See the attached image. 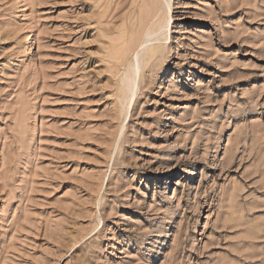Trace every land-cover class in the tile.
Masks as SVG:
<instances>
[{"label": "rangeland", "instance_id": "374dc122", "mask_svg": "<svg viewBox=\"0 0 264 264\" xmlns=\"http://www.w3.org/2000/svg\"><path fill=\"white\" fill-rule=\"evenodd\" d=\"M0 264H264V0H0Z\"/></svg>", "mask_w": 264, "mask_h": 264}, {"label": "bare ground", "instance_id": "6f19581e", "mask_svg": "<svg viewBox=\"0 0 264 264\" xmlns=\"http://www.w3.org/2000/svg\"><path fill=\"white\" fill-rule=\"evenodd\" d=\"M167 6V5H166ZM149 13H151V11L149 12ZM155 15V13H151V15H150V17H152V16H154ZM164 18V17H163ZM144 19V18H143ZM167 19H165V21H166ZM165 26V22H157L155 25H153L152 26V28H151V30H150V33H149V35L151 36V35H153L154 33H156V34H159V33H157V31H159V30H161L163 27ZM144 30V29H143ZM163 32V31H162ZM137 33H135V35H136ZM145 34V33H144ZM155 34V35H156ZM147 35V34H146ZM137 36V35H136ZM141 36V35H140ZM164 36V35H163ZM147 37V36H146ZM136 38V37H135ZM162 38V37H161ZM135 40V39H134ZM134 40H132L131 42H132V44L134 45L135 44V41ZM139 40H142V39H139ZM137 41V40H136ZM143 41V40H142ZM147 41V40H146ZM144 42V43H147V42ZM139 42V41H138ZM141 42V41H140ZM143 44V43H142ZM128 45V44H127ZM161 45H153V44H151V45H149L147 48H145V55H146V60H150V59H152L154 56H156L157 55V52H158V48L160 47ZM138 47V46H137ZM133 63H135V62H133ZM135 65H136V63H135ZM135 65H133V67H135ZM136 68V67H135ZM134 68V70H132V71H129V73H128V84H127V87H128V91H130V95H128V97H130L129 98V100H128V102H129V105H130V103H131V99H132V96H133V94L135 93L134 92V90H133V88L135 87V84H136V75H137V72H136V70L137 69H135ZM125 88H126V86H125ZM129 107V106H128ZM128 110V109H127ZM125 111V110H124ZM126 116H127V114H126ZM126 118V117H125Z\"/></svg>", "mask_w": 264, "mask_h": 264}]
</instances>
